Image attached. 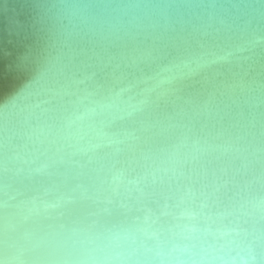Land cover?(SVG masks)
I'll use <instances>...</instances> for the list:
<instances>
[{"label":"water","instance_id":"obj_1","mask_svg":"<svg viewBox=\"0 0 264 264\" xmlns=\"http://www.w3.org/2000/svg\"><path fill=\"white\" fill-rule=\"evenodd\" d=\"M21 253L264 264V0H0V259Z\"/></svg>","mask_w":264,"mask_h":264},{"label":"snow or ice","instance_id":"obj_2","mask_svg":"<svg viewBox=\"0 0 264 264\" xmlns=\"http://www.w3.org/2000/svg\"><path fill=\"white\" fill-rule=\"evenodd\" d=\"M205 243H207V241H205ZM215 246H219L220 248H223L224 245L223 244H220L219 242V239L216 240V244H209L208 247L209 248H212V247H215ZM101 251H103L101 249ZM21 255H14V256H11L9 257L7 254H5L3 256L2 259H0V264H12L13 261H20L21 259ZM51 259H54V260H63L64 261V264H70V261L73 260V256L71 254H66V255H63V256H52L50 257ZM132 257L131 256H128V257H122L120 256L119 254L117 255H114V256H108V255H104V256H100V257H88V259L94 261V262H101V264H104V262H107V261H111V260H130ZM76 259H79V258H76ZM215 259V258H213ZM181 264H184L183 261H181ZM193 264H195V262L193 261Z\"/></svg>","mask_w":264,"mask_h":264}]
</instances>
